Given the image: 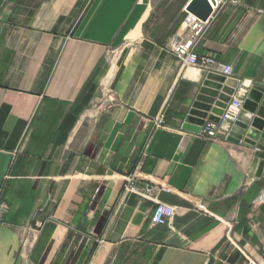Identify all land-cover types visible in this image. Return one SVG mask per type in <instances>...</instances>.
Segmentation results:
<instances>
[{
    "label": "crops",
    "instance_id": "crops-1",
    "mask_svg": "<svg viewBox=\"0 0 264 264\" xmlns=\"http://www.w3.org/2000/svg\"><path fill=\"white\" fill-rule=\"evenodd\" d=\"M190 1L0 0V264H264L248 131L235 144L228 122L219 141L181 128L219 74L165 49ZM221 2L195 51L232 66L218 100L240 99L250 127L264 0ZM156 203L173 209L165 226Z\"/></svg>",
    "mask_w": 264,
    "mask_h": 264
},
{
    "label": "water",
    "instance_id": "water-1",
    "mask_svg": "<svg viewBox=\"0 0 264 264\" xmlns=\"http://www.w3.org/2000/svg\"><path fill=\"white\" fill-rule=\"evenodd\" d=\"M215 5L214 0H191L185 8L186 13L197 17L201 21H206L212 14V6ZM225 76L215 73L207 74L202 80L193 100L190 104L182 106L180 114L183 116L181 128L185 131L198 134L201 127L206 121L219 124L221 118L227 108L226 102L228 97L219 101L220 91L223 83L226 81ZM232 90H229V94ZM251 101H247L245 108L254 115L250 127L232 117L227 119L231 128L226 137L227 142L239 144L242 137L248 131L250 144L255 152V157L260 159L259 172L260 175L264 168V86H255L250 92ZM216 107V109H215ZM246 143V142H245Z\"/></svg>",
    "mask_w": 264,
    "mask_h": 264
},
{
    "label": "built area",
    "instance_id": "built-area-1",
    "mask_svg": "<svg viewBox=\"0 0 264 264\" xmlns=\"http://www.w3.org/2000/svg\"><path fill=\"white\" fill-rule=\"evenodd\" d=\"M215 5L212 6V14L206 21H201L197 17L186 13V16L182 22L184 30L182 33L173 34L165 45V49L171 53L185 68H195L200 71L211 70L216 71L220 75L225 77L232 76V66L220 63L213 57L203 56L197 54L195 49L202 38L203 34L207 30L210 19L216 12L217 8L221 5L222 0H214ZM243 103L238 98H232L227 106L221 122H227L229 117L236 119L238 113L242 109ZM153 124L156 127H162L165 125V116L163 112H160L153 120ZM222 129L221 123H205L201 127L198 135L210 140L219 141V131ZM153 189L146 188L144 196L150 197V193ZM263 196H259L257 201L262 202ZM173 216V209L165 204L156 203L155 208L150 217V223L153 226H165Z\"/></svg>",
    "mask_w": 264,
    "mask_h": 264
},
{
    "label": "rangeland",
    "instance_id": "rangeland-1",
    "mask_svg": "<svg viewBox=\"0 0 264 264\" xmlns=\"http://www.w3.org/2000/svg\"><path fill=\"white\" fill-rule=\"evenodd\" d=\"M102 98H103V95L101 96V100H102ZM101 104V101H96L95 103H94V106H93V110L94 109H97V107L99 106ZM228 135V134H227Z\"/></svg>",
    "mask_w": 264,
    "mask_h": 264
}]
</instances>
